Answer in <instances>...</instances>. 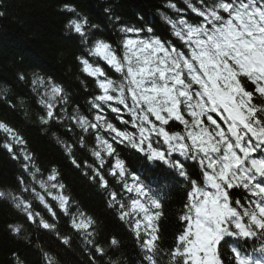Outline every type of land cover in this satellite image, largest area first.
<instances>
[{"label":"snow or ice","instance_id":"1","mask_svg":"<svg viewBox=\"0 0 264 264\" xmlns=\"http://www.w3.org/2000/svg\"><path fill=\"white\" fill-rule=\"evenodd\" d=\"M184 4L186 9L171 0L166 5L176 13L175 19L162 14L168 37L151 26L122 23L106 7L120 34L112 42L93 32L97 26L74 5L63 3L65 29L87 54L76 57L80 71L96 93L87 100V113L79 106L69 111L64 87L33 74L41 131L51 133L72 167L127 226L143 264H159L162 201L128 167L123 149L169 170L188 187L179 215L183 230L167 250L169 264H264V0ZM8 91L0 88V98L15 109ZM0 134V147L20 165L18 194L0 190V202L22 217L8 225L13 237L28 240L24 232L31 225L54 233L58 246L71 247L73 237L79 238L91 264L120 247L115 236L98 239L96 219L69 193L55 165L41 169L16 128L0 121ZM76 152L87 153L82 162ZM61 218L70 235L60 233ZM250 241L260 245L261 258L243 254ZM40 252L42 264H59L53 254ZM13 259L25 264L17 253Z\"/></svg>","mask_w":264,"mask_h":264},{"label":"trees","instance_id":"2","mask_svg":"<svg viewBox=\"0 0 264 264\" xmlns=\"http://www.w3.org/2000/svg\"><path fill=\"white\" fill-rule=\"evenodd\" d=\"M65 2L74 5L81 16L88 18L90 25L97 26L92 29L93 32L102 34L112 42H116L120 34L112 17L105 12L106 7L111 8L113 15L119 16L122 23L145 28L151 26L155 34L162 37L170 36L169 25L162 14L175 19L176 13L166 6L169 0H0V13H3L0 15V88L8 87L7 98L16 105L15 109L10 108L0 98V121L22 134L41 169L52 165L58 168L69 193L96 219L100 233L98 239L104 242L115 236L120 241L118 249H107L99 264H109V261L143 264L137 241L127 226L106 208L103 195L72 167L51 139V133L41 131L42 126L38 121L42 109L36 103L37 97L32 90L33 74L43 77L45 81L51 78L64 87L69 96V111L79 106L81 111L87 113V100L96 93L95 84L80 71L76 60L77 56L87 54L79 41L65 29L68 15L61 12V5ZM171 2L186 9L184 0ZM20 74L25 77L23 81L18 78ZM21 100L24 101L23 105L20 104ZM55 130L63 135V130L58 126ZM3 143V135L0 134V145ZM88 143L91 145L94 141L89 139ZM75 154L81 162L87 155L80 152ZM121 156L156 194L163 196L159 220L162 251L157 260L159 264H169L167 250L175 245L176 237L183 230L179 215L184 208L188 187L169 170L149 165L128 149H123ZM88 158L91 159L90 156ZM189 170L194 176L198 171ZM19 173V163L0 147V190L17 193ZM232 198H238V194L234 193ZM21 220V214L10 204L0 202V264H15L13 253L19 254L25 264H42L41 248L58 258L59 264H91L79 238L73 237L71 247L58 246L54 233H46L31 225H26L24 232L28 240L13 237L8 225ZM58 229L61 234H71L64 218L60 219ZM222 251L227 259L228 246Z\"/></svg>","mask_w":264,"mask_h":264}]
</instances>
